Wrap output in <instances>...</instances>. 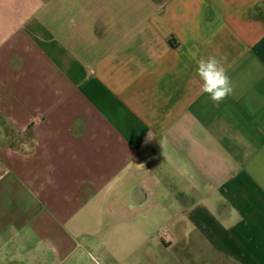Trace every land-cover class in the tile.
Instances as JSON below:
<instances>
[{
  "label": "crops",
  "instance_id": "crops-1",
  "mask_svg": "<svg viewBox=\"0 0 264 264\" xmlns=\"http://www.w3.org/2000/svg\"><path fill=\"white\" fill-rule=\"evenodd\" d=\"M0 264H264V0H0Z\"/></svg>",
  "mask_w": 264,
  "mask_h": 264
},
{
  "label": "clouds",
  "instance_id": "clouds-1",
  "mask_svg": "<svg viewBox=\"0 0 264 264\" xmlns=\"http://www.w3.org/2000/svg\"><path fill=\"white\" fill-rule=\"evenodd\" d=\"M196 74L202 80L203 93L209 94L211 100L219 104L232 94L230 77L220 60L214 56L201 57L197 61Z\"/></svg>",
  "mask_w": 264,
  "mask_h": 264
}]
</instances>
